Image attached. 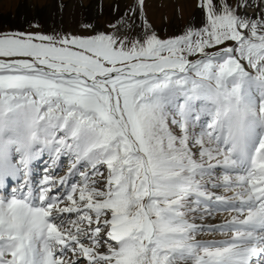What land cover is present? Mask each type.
I'll return each instance as SVG.
<instances>
[{"label": "snow or ice", "instance_id": "snow-or-ice-1", "mask_svg": "<svg viewBox=\"0 0 264 264\" xmlns=\"http://www.w3.org/2000/svg\"><path fill=\"white\" fill-rule=\"evenodd\" d=\"M112 7L0 29V264H264V0Z\"/></svg>", "mask_w": 264, "mask_h": 264}, {"label": "rangeland", "instance_id": "rangeland-1", "mask_svg": "<svg viewBox=\"0 0 264 264\" xmlns=\"http://www.w3.org/2000/svg\"><path fill=\"white\" fill-rule=\"evenodd\" d=\"M191 2L192 0H147L148 18L157 27L171 32L173 26L179 27L188 22L193 11ZM61 3L64 5L63 9L58 7ZM116 3L123 7L125 0H0V29L29 30L27 23L35 19L46 32H74L79 24L88 19L104 25L112 18V6ZM91 4L95 9L90 12ZM75 5L76 16L70 14V8ZM39 167L40 164L37 165Z\"/></svg>", "mask_w": 264, "mask_h": 264}, {"label": "bare ground", "instance_id": "bare-ground-1", "mask_svg": "<svg viewBox=\"0 0 264 264\" xmlns=\"http://www.w3.org/2000/svg\"><path fill=\"white\" fill-rule=\"evenodd\" d=\"M94 3V2H93ZM96 3V2H95ZM93 9H95V6L93 5V4H91V6H89V11L91 12ZM95 11V10H94ZM70 14H73V15H75L76 16V14H77V8H76V5L75 6H72L71 8H70ZM37 165H39V164H37ZM225 215V214H224Z\"/></svg>", "mask_w": 264, "mask_h": 264}]
</instances>
